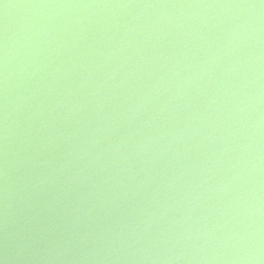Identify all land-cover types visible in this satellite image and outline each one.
I'll use <instances>...</instances> for the list:
<instances>
[{
  "label": "water",
  "instance_id": "95a60500",
  "mask_svg": "<svg viewBox=\"0 0 264 264\" xmlns=\"http://www.w3.org/2000/svg\"><path fill=\"white\" fill-rule=\"evenodd\" d=\"M264 196V0H0V264H246Z\"/></svg>",
  "mask_w": 264,
  "mask_h": 264
}]
</instances>
